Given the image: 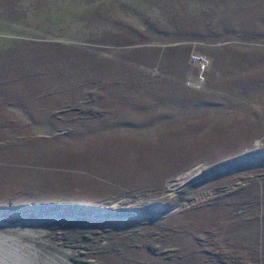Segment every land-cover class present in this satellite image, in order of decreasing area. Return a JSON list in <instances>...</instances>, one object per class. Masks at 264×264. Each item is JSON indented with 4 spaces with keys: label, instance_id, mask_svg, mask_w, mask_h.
I'll list each match as a JSON object with an SVG mask.
<instances>
[{
    "label": "rangeland",
    "instance_id": "374dc122",
    "mask_svg": "<svg viewBox=\"0 0 264 264\" xmlns=\"http://www.w3.org/2000/svg\"><path fill=\"white\" fill-rule=\"evenodd\" d=\"M262 215L264 0H0V264H261Z\"/></svg>",
    "mask_w": 264,
    "mask_h": 264
},
{
    "label": "built area",
    "instance_id": "2783aa9c",
    "mask_svg": "<svg viewBox=\"0 0 264 264\" xmlns=\"http://www.w3.org/2000/svg\"><path fill=\"white\" fill-rule=\"evenodd\" d=\"M189 63L198 69V74L194 79L187 80L185 84L188 88L200 90L204 83V73L208 69L210 62L206 56L192 51L189 55Z\"/></svg>",
    "mask_w": 264,
    "mask_h": 264
},
{
    "label": "crops",
    "instance_id": "0c3cea01",
    "mask_svg": "<svg viewBox=\"0 0 264 264\" xmlns=\"http://www.w3.org/2000/svg\"><path fill=\"white\" fill-rule=\"evenodd\" d=\"M257 225V246L259 248V259L261 264H264V215L260 217ZM242 230V229H241Z\"/></svg>",
    "mask_w": 264,
    "mask_h": 264
},
{
    "label": "water",
    "instance_id": "95a60500",
    "mask_svg": "<svg viewBox=\"0 0 264 264\" xmlns=\"http://www.w3.org/2000/svg\"><path fill=\"white\" fill-rule=\"evenodd\" d=\"M0 225H2V224L0 223Z\"/></svg>",
    "mask_w": 264,
    "mask_h": 264
}]
</instances>
